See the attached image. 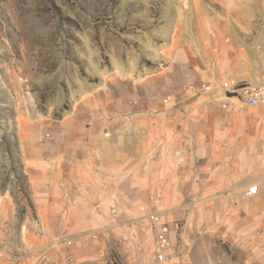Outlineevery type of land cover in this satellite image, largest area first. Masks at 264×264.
<instances>
[{
    "label": "rangeland",
    "instance_id": "374dc122",
    "mask_svg": "<svg viewBox=\"0 0 264 264\" xmlns=\"http://www.w3.org/2000/svg\"><path fill=\"white\" fill-rule=\"evenodd\" d=\"M262 35L264 0H0V194L7 193L15 205L12 222L0 223V264H153L154 233L146 230L142 206L170 227L168 264H264L261 182L251 180L259 193L240 200L142 196L124 210L107 208L101 213L106 221L73 228L72 222L40 221L27 172L40 166L50 175L49 165L29 159L28 152L34 142L47 146L73 109L95 102L90 98L114 104L113 95L130 91L131 82L146 93L152 90L149 76L170 79L157 81L155 90L185 91L189 80L179 63L181 45L191 55L206 54L208 61L218 57L204 80L222 94L219 83L228 74L264 82ZM229 44L233 61L227 60ZM234 95L240 97L228 95V103L236 102ZM234 106L240 124L264 132L263 105ZM234 204L250 210L249 223L240 221Z\"/></svg>",
    "mask_w": 264,
    "mask_h": 264
},
{
    "label": "crops",
    "instance_id": "0c3cea01",
    "mask_svg": "<svg viewBox=\"0 0 264 264\" xmlns=\"http://www.w3.org/2000/svg\"><path fill=\"white\" fill-rule=\"evenodd\" d=\"M231 46L227 45L226 55L233 61ZM179 50V63L187 70L189 82H210L204 80V73L218 57L208 61L206 54L191 55L185 46ZM146 79L151 91L140 92L131 82L130 91L113 95L117 96L114 104L92 97L95 102L88 108L78 112L73 109L67 115L66 124L55 131L47 146L34 142L29 159L45 161L50 172L45 174L40 166L27 171L34 180L33 200L42 223L66 226L69 222L70 226L72 222L73 228H87L97 219L106 221H102L101 213L110 206L124 210L136 205L142 196L160 195L165 199L212 194L240 200L251 180L261 182L264 188L263 130L240 124L236 106L222 109L224 98L218 89L199 95L190 93L186 86L185 91L167 87L160 92L154 85L161 79L169 84L168 76ZM169 96L171 100L163 103ZM43 148L48 149L46 153ZM200 187L203 191H198ZM7 197V193L0 194L2 226L15 218V205ZM142 207L146 213H153ZM239 207L234 204L242 212L240 221L249 223L250 210L245 205ZM62 211H70V218L64 214L59 217ZM93 212L97 214L91 219ZM144 219L147 221L146 216ZM146 230L154 233L149 222ZM149 245L153 249V236ZM82 253L80 260L87 252Z\"/></svg>",
    "mask_w": 264,
    "mask_h": 264
},
{
    "label": "built area",
    "instance_id": "2783aa9c",
    "mask_svg": "<svg viewBox=\"0 0 264 264\" xmlns=\"http://www.w3.org/2000/svg\"><path fill=\"white\" fill-rule=\"evenodd\" d=\"M219 87L223 91V100L220 103L222 109H228L237 103H246L247 105H263L264 106V82L251 83L237 79L235 76H228L219 83ZM186 89L195 95L209 94L215 89L214 84L209 82H189ZM240 94V102L228 103V95ZM171 96L165 97L162 102L168 103ZM260 187L258 184L251 183L245 190L246 197H254L259 193ZM141 210H144L142 207ZM146 218L151 224V229L154 230V246L152 260L153 264H168V255L171 248V235L169 225L159 224L160 217L157 213H146Z\"/></svg>",
    "mask_w": 264,
    "mask_h": 264
},
{
    "label": "bare ground",
    "instance_id": "6f19581e",
    "mask_svg": "<svg viewBox=\"0 0 264 264\" xmlns=\"http://www.w3.org/2000/svg\"><path fill=\"white\" fill-rule=\"evenodd\" d=\"M232 99H235L236 102H237V101H240V97H239L238 95H236V96L234 95V97H232Z\"/></svg>",
    "mask_w": 264,
    "mask_h": 264
},
{
    "label": "trees",
    "instance_id": "16d2710c",
    "mask_svg": "<svg viewBox=\"0 0 264 264\" xmlns=\"http://www.w3.org/2000/svg\"><path fill=\"white\" fill-rule=\"evenodd\" d=\"M229 96H231V95H229Z\"/></svg>",
    "mask_w": 264,
    "mask_h": 264
}]
</instances>
